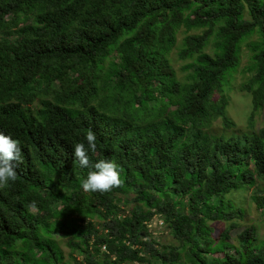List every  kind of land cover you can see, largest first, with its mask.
<instances>
[{
	"label": "trees",
	"instance_id": "trees-1",
	"mask_svg": "<svg viewBox=\"0 0 264 264\" xmlns=\"http://www.w3.org/2000/svg\"><path fill=\"white\" fill-rule=\"evenodd\" d=\"M252 35L250 131L214 135L216 117L233 127L223 87ZM263 106L264 0H0V133L22 149L0 188V264H62L55 237L74 264H264L253 226L230 243L243 218L232 194L253 188L264 215V127L251 129ZM90 129V162L119 165L109 192L81 187L94 169L73 151ZM156 216L176 246L148 232ZM211 222L229 225L212 235Z\"/></svg>",
	"mask_w": 264,
	"mask_h": 264
},
{
	"label": "rangeland",
	"instance_id": "rangeland-1",
	"mask_svg": "<svg viewBox=\"0 0 264 264\" xmlns=\"http://www.w3.org/2000/svg\"><path fill=\"white\" fill-rule=\"evenodd\" d=\"M247 18V15H246ZM176 36L177 43L179 44L183 35L181 32ZM200 33V32H197ZM257 35H252L247 41L243 42L240 46L239 51V64L237 70L233 74L232 77L227 79V85L223 87V94L226 98L227 105L225 107V114L228 120L233 123V127L229 129H223L222 120L218 117L212 120L210 123L209 131L214 135H223L225 137H229L232 135H240L244 132L250 131L248 128L250 116L252 114V101L251 97L246 91L242 90V87L248 83L250 80L252 73L248 72V68L251 64L250 57L251 52L248 49V44L251 42L257 41ZM212 45L209 44L205 48V53L211 54ZM171 60V65L173 70L175 71L176 78L181 85L189 84L190 74L192 73L189 69H183L182 66L188 64V61H178L175 55V51H172L169 56ZM221 94L215 92L213 95V100L217 101ZM252 131L258 132L261 128L264 127V106L259 111L255 112L251 119ZM254 189L250 190H240L232 194V201L234 202L237 208H240L243 211V218L235 220L234 223L237 224V228L232 230L230 233V243L238 247L237 234L244 230L246 227L253 226L256 230V246L264 245V215L260 214L259 211L256 210L254 205ZM130 205L123 206V210L125 213L129 212ZM96 222V221H95ZM215 230L212 235L222 231L229 224L224 222H211L209 223ZM100 227L97 226V229ZM147 230L152 234L155 238V241L159 244V248L168 247V246H176L177 243L170 236L169 231L166 229L165 224H162V220L158 218V216L153 217L150 222L147 224ZM58 242L60 249L63 254V263L62 264H74L75 258L76 262L81 261V256L77 253L71 254L70 257V249L66 246V239L55 237ZM103 251V250H102ZM233 253V252H231ZM216 256H221L220 254H216ZM156 264V263H154ZM159 264V263H157Z\"/></svg>",
	"mask_w": 264,
	"mask_h": 264
},
{
	"label": "clouds",
	"instance_id": "clouds-1",
	"mask_svg": "<svg viewBox=\"0 0 264 264\" xmlns=\"http://www.w3.org/2000/svg\"><path fill=\"white\" fill-rule=\"evenodd\" d=\"M96 134L91 129L87 131L85 140L88 147L84 143H76L74 145L73 157L79 162L82 168L91 167L85 179L81 181V187L85 192H109L114 188L122 186L123 181L120 178L119 165L112 160L101 159L92 164L89 159V149L95 152ZM22 149L20 142L11 136L0 133V188H5L9 182H15L17 179L16 167L22 163ZM15 162V163H14ZM30 207L35 208V202Z\"/></svg>",
	"mask_w": 264,
	"mask_h": 264
}]
</instances>
